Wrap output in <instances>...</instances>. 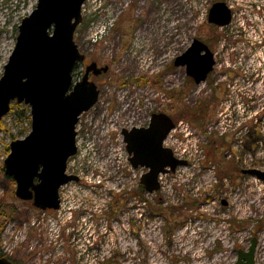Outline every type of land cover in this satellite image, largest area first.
I'll return each instance as SVG.
<instances>
[{
    "label": "rangeland",
    "instance_id": "rangeland-1",
    "mask_svg": "<svg viewBox=\"0 0 264 264\" xmlns=\"http://www.w3.org/2000/svg\"><path fill=\"white\" fill-rule=\"evenodd\" d=\"M218 1L232 9L223 28L208 22ZM37 3L0 0V79ZM82 16L81 53L111 70L69 160L80 181L60 190V211L16 197L3 164L31 125L29 106L13 103L0 121L2 252L16 264H233L256 238L264 264V182L242 173L264 171V0H87ZM194 39L217 61L201 85L174 65ZM152 113L173 119L165 146L189 163L148 194L147 170L131 166L121 131Z\"/></svg>",
    "mask_w": 264,
    "mask_h": 264
},
{
    "label": "water",
    "instance_id": "water-1",
    "mask_svg": "<svg viewBox=\"0 0 264 264\" xmlns=\"http://www.w3.org/2000/svg\"><path fill=\"white\" fill-rule=\"evenodd\" d=\"M87 0H38L36 8L22 19L14 50L0 79V121L13 103L30 108L31 131L10 144L4 160L5 175L16 184L15 195L32 202L40 211L61 207L60 190L80 177L67 173L68 161L78 153L77 125L80 116L98 102L99 90L89 81V73L107 72L91 63L82 80L74 83V70L85 60L75 41L82 24V8ZM232 9L224 1L215 2L208 22L218 27L231 23ZM174 65L184 67L196 85L206 82L216 66L215 54L199 39L178 56ZM165 113L153 114L148 127L124 131L129 162L134 169L147 170L140 179L148 194L161 188L160 177L188 165L165 146L175 129ZM264 182V171L242 170ZM258 240L247 250H239L233 264H256ZM0 264H15L0 258Z\"/></svg>",
    "mask_w": 264,
    "mask_h": 264
},
{
    "label": "flooded vegetation",
    "instance_id": "flooded-vegetation-1",
    "mask_svg": "<svg viewBox=\"0 0 264 264\" xmlns=\"http://www.w3.org/2000/svg\"><path fill=\"white\" fill-rule=\"evenodd\" d=\"M210 24V23H209ZM212 25V24H211ZM212 26H215V27H217V28H223V27H218V26H216V25H212ZM226 27V26H225ZM202 41V40H201ZM205 43V42H204ZM206 44V43H205ZM208 45V44H207ZM208 47H209V45H208ZM210 48V47H209ZM216 60V59H215ZM85 62V63H84ZM85 64V67H84V72H83V76H82V78L81 79H76V76H75V70H76V68H75V70H74V74H73V77H74V83H76V82H78V81H80V80H82L83 79V77L86 75V69H87V67L91 64V63H96L97 64V66H98V68H103V67H108V70H107V72H102V73H100V74H98V75H96L95 73H94V71H92V72H90L89 73V81H92V82H94L95 84H96V86L98 87V90H99V97H98V102L96 103V104H98L100 101V96H101V93H100V87L103 85V83H104V81L105 80H107L108 79V75H109V73H110V70H111V66L109 65V64H105V65H101L100 63H98V62H96V61H92V60H89L88 58L86 59V56H85V60L82 62V63H80V64ZM80 64H78L77 66H79ZM216 65H217V61H216ZM76 66V67H77ZM216 67V66H215ZM215 69V68H214ZM214 71V70H213ZM213 71L209 74V76L213 73ZM209 78V77H208ZM207 81V80H206ZM194 82V81H193ZM129 83V82H128ZM95 104V105H96ZM95 107V106H94ZM92 109V108H91ZM90 109V110H91ZM89 110V111H90ZM88 111V112H89ZM87 113V112H86ZM86 113H83L81 116H80V120H79V123H78V125H77V146H78V152H79V144H78V139L80 138V123H81V119H82V116L84 115V114H86ZM153 114H157V113H152L151 114V116H150V120H151V117H152V115ZM150 120H149V122H147L146 124H142V125H131V126H129V124H127L128 126L127 127H124L123 129H122V131H121V134H122V136H123V140H124V135H123V133H124V131H130V130H132V129H134V128H145V127H148L149 126V123H150ZM110 121H114V117H110ZM141 123H143V121H141ZM127 151V150H126ZM78 154V153H77ZM75 157V156H74ZM73 158V157H72ZM71 159V158H70ZM69 159V160H70ZM129 159V158H128ZM68 164H69V161H68ZM68 169V168H67ZM68 173V172H67ZM73 175V174H72ZM140 185H141V183H140ZM249 249V248H248ZM245 250H247V249H245Z\"/></svg>",
    "mask_w": 264,
    "mask_h": 264
},
{
    "label": "trees",
    "instance_id": "trees-1",
    "mask_svg": "<svg viewBox=\"0 0 264 264\" xmlns=\"http://www.w3.org/2000/svg\"><path fill=\"white\" fill-rule=\"evenodd\" d=\"M137 81H141L140 79H138ZM130 82V81H129ZM145 82H147V80H145ZM127 83V82H126ZM12 107L14 106L13 104L11 105ZM16 106H20V105H16ZM28 111V109H26ZM28 121H29V125H31V118L27 117ZM9 180L14 181L12 178L6 176ZM140 189L141 191H143L145 188L144 186L140 185ZM144 202H146V200H143ZM6 257L8 259H10L12 262H14L11 258L7 257L1 250V244H0V258ZM15 263V262H14ZM16 264V263H15Z\"/></svg>",
    "mask_w": 264,
    "mask_h": 264
},
{
    "label": "built area",
    "instance_id": "built-area-1",
    "mask_svg": "<svg viewBox=\"0 0 264 264\" xmlns=\"http://www.w3.org/2000/svg\"><path fill=\"white\" fill-rule=\"evenodd\" d=\"M105 32H106V30H104V31L100 34V37H99L100 40H102V39L104 38V35L106 34ZM99 39L96 38L95 41H97V40H99ZM175 128H176V127H175ZM173 131H174V130H173ZM173 131H172V132H173ZM172 132H171V133H172ZM171 133H170V135H171ZM175 156H176V155H175ZM180 159H181V158H180ZM160 179H161V177H160ZM64 187H65V186H64ZM64 187H62V188H64ZM62 206H63V205H62V201H61V207H60V209H59L58 211H60V210L62 209Z\"/></svg>",
    "mask_w": 264,
    "mask_h": 264
}]
</instances>
